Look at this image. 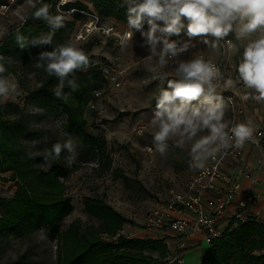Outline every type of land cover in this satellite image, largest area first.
Segmentation results:
<instances>
[{"label": "trees", "instance_id": "trees-1", "mask_svg": "<svg viewBox=\"0 0 264 264\" xmlns=\"http://www.w3.org/2000/svg\"><path fill=\"white\" fill-rule=\"evenodd\" d=\"M84 1L90 2L93 10L101 16L128 27V5L124 0ZM44 2L53 3L52 0ZM39 6L37 3L36 7ZM69 7L77 9L75 17L65 20L64 27L56 31L52 45L40 47L29 44L22 49L16 43L14 34L17 28L29 40L50 30L43 20L32 18L33 8L27 13V22L13 26L0 42V57H3L0 63L6 68L5 76L32 73L38 78L32 86L21 80L25 93L23 104L9 100L0 103V173H10V180L16 186L13 195L0 197V239L23 237L45 227L59 240L56 264H168L170 251L165 239L123 235L113 238L125 224L134 222L102 197L89 196L84 201L85 210L97 221L96 225L82 228L76 221L65 231L60 230V222L72 211L65 178L73 167L79 166V160L84 161L91 156L97 161L95 170L98 175L108 173L114 178H127L123 168L113 166L106 140L87 132L85 110L102 76L98 67L93 65L94 56L88 55L92 44L89 42L83 48L89 57V68L76 70L69 77L76 85L75 90L65 80L64 99L57 98L53 92L58 79L49 76L44 68L34 66L41 51H51L55 46L69 43L75 20L80 18L79 10H88L83 0L75 4L66 3L62 9L68 10ZM55 11L51 8L50 13ZM144 25L149 26L147 21ZM228 37L235 39L234 34ZM50 116L61 117L62 130L84 148V157L77 156L76 152L71 166L66 161L70 155L66 150L58 160L45 162L43 159L45 150L66 140L58 139L56 130L53 132L40 126L38 120ZM1 179L7 180L5 177ZM147 250L157 255L147 254ZM26 263V256H22L8 264ZM200 264H264V222L252 214L245 221L231 219L222 235L209 243Z\"/></svg>", "mask_w": 264, "mask_h": 264}, {"label": "rangeland", "instance_id": "rangeland-1", "mask_svg": "<svg viewBox=\"0 0 264 264\" xmlns=\"http://www.w3.org/2000/svg\"><path fill=\"white\" fill-rule=\"evenodd\" d=\"M78 1L68 0V3L75 4ZM52 2L54 7L49 4L51 5L50 10L51 8L56 10L53 15H64L65 20L74 19V12L67 13L57 8L60 0H52ZM83 2L88 6L86 11L89 12L80 14V18L75 20L74 28L78 22H82V19L91 18L92 4L84 0ZM18 7L24 16L32 9L29 0H16L8 12L6 10L4 14L0 13V28L8 31L20 22L14 12V9ZM71 8L69 7L68 10ZM126 27L119 26V32ZM148 30L149 26L146 27L143 24V31ZM207 39L209 44H198L194 38H187L185 42L189 44V48L178 60L189 61L190 50L196 48H202L212 59L221 58L222 40L218 42L216 48H212L211 43L214 38L207 37ZM120 40L116 36L106 37L104 34L95 33L88 41L80 42L75 39L72 32L69 35V42L76 44L82 50L87 43L92 44L88 49V55L94 56L95 63L93 65L102 72L99 86L96 87L102 91V96L93 99V104H89L85 110V117L88 121L87 132L106 140L107 152L112 158L113 166L123 168L127 178H114L108 173L98 175L95 170L98 166L97 161L91 156H88L84 161L79 160V166L73 167L68 177L65 178L67 193L72 199V211L60 222L61 231H65L71 223L76 221L82 228L97 224V221L86 212L84 207V201L89 196L102 197L116 210L132 220L133 224L124 225L125 231L143 229L148 215L157 203L165 202L169 198L171 190L181 192L188 187L190 179L188 164H192V162L187 147L180 149L175 146L174 141L169 140L166 153L161 155L153 143L155 129L150 125L160 90L167 87L168 79H178L175 75L176 61H169L165 68L152 71L151 69L157 66L156 60H147L149 49L142 46L143 37L140 31L133 30L132 40L125 47L121 46ZM232 42L238 50H230L225 60L227 62L226 73L230 76L234 75V70L230 68V65L233 64L234 69L237 70L242 59L243 46L247 41L232 39ZM8 77L15 79L20 92L19 96L10 97L9 101L23 104L25 93L20 83L21 80L24 84L32 86L37 83L38 78L32 73L10 74ZM159 77L164 78L160 79ZM117 82H120V85ZM249 91L244 86L241 88L238 92L240 96L236 107H231L224 101L226 123L229 124L236 114L242 122L250 119L253 123L256 119V115L253 113L259 103L256 104L257 102L251 98L245 99ZM92 96L93 93L90 97L92 98ZM239 110L243 112L239 113ZM259 113L263 115V108L262 110L260 108ZM38 122L46 129L53 132L56 130L58 139L66 138L67 140L70 138L61 128L63 122L61 117H44ZM206 134V130L200 132L197 138ZM73 142L77 156L83 158L85 154L83 146L80 144L78 146L74 140ZM1 177H5L7 180L4 181ZM15 191L16 186L14 181L10 180V173H0V197L11 196ZM172 232L177 234L175 231ZM58 249L59 240L49 234L45 227H40L35 232L23 237L11 236L5 240L0 239V264H8L22 256H26V264H56ZM182 250L183 247L173 250L170 257L184 258ZM146 253L157 255V253L148 250Z\"/></svg>", "mask_w": 264, "mask_h": 264}, {"label": "clouds", "instance_id": "clouds-1", "mask_svg": "<svg viewBox=\"0 0 264 264\" xmlns=\"http://www.w3.org/2000/svg\"><path fill=\"white\" fill-rule=\"evenodd\" d=\"M15 3V0H12ZM33 19L43 20L49 31L41 33L29 40L19 28L15 32V40L20 48L46 46L53 44L57 30L64 27L65 16L53 15L44 0H29ZM128 5V31L124 32L120 43L127 46L132 40L133 30L140 31L143 45L149 49L147 60H156L152 71L165 68L169 61H176L175 75L178 79H168L167 87L160 90L155 109L150 120L153 132V143L156 150L165 154L168 141H174L176 147L189 152L191 166L204 169L207 162L214 160L218 153L228 148H243L246 142L257 143L254 139L255 129L252 121L246 120L229 126L225 122L226 104L217 94L216 81L223 79L221 70L203 56L190 61H179L177 58L189 48L188 43L177 46L175 41L167 38L179 35L186 27L189 38L202 37L209 44L207 37L214 38L212 48L218 46L229 34H234L237 41L246 40L243 46L242 59L237 66L238 79L242 85L252 90V99L264 103V0H124ZM40 6L37 8L36 4ZM68 0H60V5ZM58 5V9L59 6ZM20 21L26 23L27 17L22 15L19 7L16 10ZM187 20V25L184 21ZM147 21L148 31H143ZM163 22V27L157 23ZM157 32L162 35H157ZM9 33L0 28V40ZM229 48L237 51L231 40H227ZM3 60V57H0ZM90 65L88 55L74 43L55 46L51 51H41L36 58L35 67L44 68L49 76H55L58 84L54 95L64 99L65 80L72 90L76 89L74 81L69 77L76 70H84ZM6 68L0 63V103L7 102L10 97L19 96L18 84L14 78L5 76ZM163 79L164 77H159ZM233 80L225 81L227 87L233 86ZM100 95L99 92L96 93ZM248 96H245L247 99ZM207 131L206 135L197 138L198 133ZM70 155L66 158L68 166L76 159L75 144L71 138L63 143L56 142L51 149L45 150L43 159L58 160L63 151ZM28 155L31 157L32 153ZM259 255V253H254Z\"/></svg>", "mask_w": 264, "mask_h": 264}, {"label": "built area", "instance_id": "built-area-1", "mask_svg": "<svg viewBox=\"0 0 264 264\" xmlns=\"http://www.w3.org/2000/svg\"><path fill=\"white\" fill-rule=\"evenodd\" d=\"M16 1V0H15ZM15 3L12 0H0V13L9 10L11 6ZM60 5V2L59 4ZM57 5V6H58ZM63 5L59 6V10L67 13H73L75 8L71 10H63ZM127 5V4H126ZM58 8V7H57ZM17 9H14L16 13ZM80 13H87L89 11L79 10ZM27 16V15H26ZM91 18L82 19V22H78L77 26L74 28L72 35L77 41L85 42L95 33L104 34L106 37H118L121 39L124 32L128 31V28L119 32V26H125L123 24L116 23L112 18L103 17L94 10L91 11ZM81 21V20H79ZM20 21L17 25L22 24ZM160 27H163V22L157 21ZM187 25V20L184 21ZM9 33V30L7 31ZM157 35H162L157 32ZM170 42L175 41L177 46H181L186 43L185 40L189 38L185 29H182L179 35H172L167 37ZM198 44H202V37L194 38ZM228 39L225 38L221 42L222 57L218 59L210 58L202 48H196L190 50L189 61L195 59L198 56H203L206 60L211 61L221 70L223 79L216 81L218 84L217 94L221 95L226 103L231 107H236L239 91L243 88L242 83L238 79L237 70L234 72L233 76L227 75L226 57L231 50L227 44ZM2 40H0L1 42ZM186 53H181L179 57ZM178 57V58H179ZM177 58V59H178ZM174 61V60H173ZM228 79L233 80V86L227 87L225 81ZM120 85V82H117ZM99 92L100 95L97 96L96 93ZM93 96L89 101V104H93V99L100 98L102 96V91L100 89H94L92 91ZM252 93L248 92V98L251 97ZM262 104L264 112V103ZM243 112L239 110V113ZM237 115V114H236ZM236 115L229 122V126L235 125L242 122ZM255 129L254 139L257 143H252L251 141L246 142L244 146H252L254 148H259L264 150V113L263 119L255 121L253 123ZM140 129V128H139ZM140 131V130H139ZM244 147L243 148H228L221 150L217 154L214 160L210 159L204 169H195L189 165L190 179L188 182V187L186 190L181 192H176L174 190L170 191L169 198L162 203H157L146 219V224L143 229H134L130 231H125L122 229L113 238L116 239L118 236L123 235L126 237H140L145 238L147 234H165L168 231H175L177 233L186 232H202L204 239L209 244L214 238L222 235L224 229L228 226L231 219H237L245 221L250 213V207L255 205L261 198L262 194L259 192H253L247 194L237 205L232 208L230 215L227 218V224L221 226L219 224L220 218L224 217L229 208H231L234 198L238 191L241 189V182L234 178L232 175L228 174L225 167L234 161L244 162ZM261 162L264 163V153L261 158ZM191 164V163H190ZM247 177H252L254 170L247 164L243 165L239 169ZM221 183L225 186L221 187ZM253 215V214H252ZM256 216V215H254ZM260 219L258 216H256ZM264 222L263 219H260ZM143 235V236H142ZM169 264H183L184 258L179 256L169 257Z\"/></svg>", "mask_w": 264, "mask_h": 264}, {"label": "crops", "instance_id": "crops-1", "mask_svg": "<svg viewBox=\"0 0 264 264\" xmlns=\"http://www.w3.org/2000/svg\"><path fill=\"white\" fill-rule=\"evenodd\" d=\"M230 68L233 69L234 72L236 71L233 64L230 65ZM249 92H251L252 95L255 94L252 92V90ZM258 103L259 102L256 104ZM259 104L254 108L256 111L253 113V115H256L257 117L255 116L256 119H254L253 123L263 119V115H260L259 113L260 108L262 110V105L261 103ZM263 153V149L254 148L249 145L244 146V162L234 161L225 167V170L228 174L232 175L234 178H237L241 182V189L236 194L233 204L231 208H229V212H227L224 217L220 218L219 224L221 226H225L227 224V218L230 215V211H232L231 209L236 207V205L247 194L253 192H259L262 194V196L255 205L250 207L249 211L251 214L256 215L260 219L264 220V163L261 162ZM243 163H247L254 170L252 177L249 178L243 172L239 171ZM220 186L223 187L225 184L221 183ZM154 235L155 234H147L145 237L165 239L170 253H172L175 249L183 247L182 252L184 255V264H200L203 255L209 248V244L206 242L203 233L200 231L194 233L189 231L182 234H174V232L168 231L165 234H158L157 236Z\"/></svg>", "mask_w": 264, "mask_h": 264}]
</instances>
